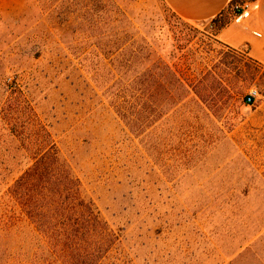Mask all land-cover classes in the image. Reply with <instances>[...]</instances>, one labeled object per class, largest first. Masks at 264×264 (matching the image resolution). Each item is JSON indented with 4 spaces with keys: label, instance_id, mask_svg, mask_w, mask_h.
Wrapping results in <instances>:
<instances>
[{
    "label": "rangeland",
    "instance_id": "1",
    "mask_svg": "<svg viewBox=\"0 0 264 264\" xmlns=\"http://www.w3.org/2000/svg\"><path fill=\"white\" fill-rule=\"evenodd\" d=\"M112 29L161 33L172 70L193 82L214 72L231 101L215 111L191 94L171 109V145L151 149L110 106V74L91 71ZM215 33L210 22L184 25L163 0H0V264H28L36 240L10 193L32 161V122L20 116L30 108L118 233L99 264L233 263L241 221L248 232L264 220L254 174L264 172V66Z\"/></svg>",
    "mask_w": 264,
    "mask_h": 264
},
{
    "label": "trees",
    "instance_id": "2",
    "mask_svg": "<svg viewBox=\"0 0 264 264\" xmlns=\"http://www.w3.org/2000/svg\"><path fill=\"white\" fill-rule=\"evenodd\" d=\"M210 23L216 31L222 25L216 19ZM141 31L132 35L129 29L120 33L112 29L114 38L103 45L98 43L95 49L101 65L95 64L91 71L98 75L106 69L111 85L105 94L116 116L135 138L152 143L150 148L158 150L171 145V109L184 106L191 94L194 102L216 106L215 111L227 106L232 95L212 71L193 82L187 74L172 70L171 58L161 48V33ZM101 55L108 59L104 66ZM20 116L32 122L26 128L32 135L25 136L32 161L14 180L10 193L36 231L26 262L99 264L118 241V233L86 194L47 126L33 124L38 119L33 109ZM21 141L22 146L24 138ZM254 174L264 183V172ZM250 191L245 188L242 198ZM241 224L245 232L240 234L235 259L229 264H264V220L248 232V226L243 221Z\"/></svg>",
    "mask_w": 264,
    "mask_h": 264
},
{
    "label": "crops",
    "instance_id": "3",
    "mask_svg": "<svg viewBox=\"0 0 264 264\" xmlns=\"http://www.w3.org/2000/svg\"><path fill=\"white\" fill-rule=\"evenodd\" d=\"M163 1L177 17L188 24L204 25L213 19L222 22L215 33L216 40L264 66V0H250L253 7L238 21L230 17L229 5L240 0Z\"/></svg>",
    "mask_w": 264,
    "mask_h": 264
},
{
    "label": "built area",
    "instance_id": "4",
    "mask_svg": "<svg viewBox=\"0 0 264 264\" xmlns=\"http://www.w3.org/2000/svg\"><path fill=\"white\" fill-rule=\"evenodd\" d=\"M253 7V4L250 0H240L233 1L229 5L230 17L234 21H238L241 16L250 10ZM259 97V92L256 87H250L247 91L245 101L247 104H253L255 100Z\"/></svg>",
    "mask_w": 264,
    "mask_h": 264
}]
</instances>
